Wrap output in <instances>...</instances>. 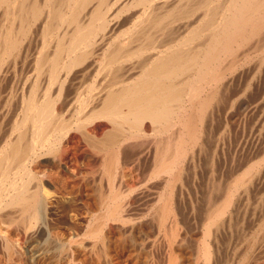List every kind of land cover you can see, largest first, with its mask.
<instances>
[{"label":"bare ground","instance_id":"6f19581e","mask_svg":"<svg viewBox=\"0 0 264 264\" xmlns=\"http://www.w3.org/2000/svg\"><path fill=\"white\" fill-rule=\"evenodd\" d=\"M71 135L98 156L83 237L41 178ZM156 246L264 264V0H0V264H155Z\"/></svg>","mask_w":264,"mask_h":264},{"label":"rangeland","instance_id":"374dc122","mask_svg":"<svg viewBox=\"0 0 264 264\" xmlns=\"http://www.w3.org/2000/svg\"><path fill=\"white\" fill-rule=\"evenodd\" d=\"M137 141L139 142V144H138V142L137 143L135 142V144L134 143L131 144L132 146L129 145L128 147H126L125 151L121 153V154H123L121 156L122 157L121 160L125 159L127 161H129V160L132 161L134 159H137L134 167H136L135 170L139 169L138 172L136 171L137 175H139V176H138V178H136L135 185H138L140 188L138 189V186H137V188H134L132 190V193H130L131 189H129V191H130L129 192L127 187L122 185L123 187H125V188H123L122 186L117 184L118 183L117 181H115L116 185H118V187H120L121 190L123 189V192L127 191L126 195H124V203L127 207V212H131L134 209H136V206H137L136 204L138 203V196L141 193V191H143V188L145 187V186H142L140 180L142 179L141 177L143 176L144 172L147 171L149 166H150V164H149L150 159H148V157H147V154H150V153L149 152L147 153V151L145 152V149L148 148V146H150V144H149L150 141L147 139H142V140L139 139ZM58 150H60V149H58ZM141 152H143V153H141ZM56 153H58L57 155H59V157H57V159L61 160L64 163V165L60 168L59 167L53 168L54 169V170L52 169L53 171L50 169V172L48 170L49 173L47 174V172H46V174L41 178L44 181L43 184H45L47 186V187H45V185H44L45 190H47L49 192V194H47V195H50V197H54L57 200L56 201L57 202V208H58V213L56 215L57 221L60 222L62 224V226H64V227L72 228L73 226H75L73 228L76 229L79 236L83 237L82 234L79 232L84 231V228L89 223V221H88L89 217L87 215H84L85 210H86V208H88V205H89V203H88L89 201H87L88 200V197H87L88 194L87 193H88L89 188H87V186H82V185H83V183H85V181H89V180H90L89 182L91 184H93L92 182H94V180L99 182L98 180H100L99 179L100 177L96 172L98 156L96 155V153L91 152L89 150V148H87L85 143H83L75 135H71V140L68 142V146L61 148V150L59 152L57 151ZM139 154H144V155L139 156ZM93 170H94V172H93ZM87 171L89 173H87ZM92 173H94V174H92ZM51 174L52 175L54 174V175L52 176ZM57 174L60 175V178H59V175H57ZM88 174L90 176L91 175L92 176L89 177ZM79 175H81V177ZM65 176L69 177L70 179L69 178L67 179ZM84 176H86V177L84 178ZM61 177L63 178V180L61 179ZM87 177H88V180H87ZM92 177H95V178H93L94 180L92 179ZM49 178H51V179L59 178L61 180L58 181V180L53 179V182H52V181H50L51 179H49ZM79 179H81V180H79ZM83 179H85V180L83 181ZM81 181L83 183L80 184ZM103 181H102L103 184H101L102 185L101 187L103 188V190H106V186H107L106 181L107 180L104 178ZM53 183H55V184H53ZM67 183H68V185H67ZM64 184H66V185H64ZM78 184H79V187H77ZM55 185L58 186L59 188L55 189V188H57V187H54ZM60 185H61V188H60ZM134 187H136V186H134ZM71 188L73 191L70 190ZM135 189H136V191H135ZM82 190H83V192H82ZM85 190H86V192H85ZM70 192H72V193L69 194ZM85 217H87L88 220H85L86 219ZM84 224H85V226H83ZM154 253H156V260H157L155 264H158V263L163 264L166 262L164 250L161 246H158V248L156 246V248L154 249ZM157 253H158V255H157ZM71 254L72 253L70 252L69 257L71 256ZM122 257L116 258V256H115V258H113V257L110 258L109 264H129L128 261L126 262V258L124 257L122 259ZM81 264H93V263L91 261H88V263L82 261Z\"/></svg>","mask_w":264,"mask_h":264}]
</instances>
